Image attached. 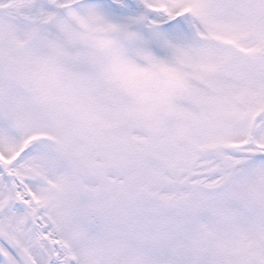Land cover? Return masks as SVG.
I'll return each instance as SVG.
<instances>
[{"label": "snow or ice", "instance_id": "obj_1", "mask_svg": "<svg viewBox=\"0 0 264 264\" xmlns=\"http://www.w3.org/2000/svg\"><path fill=\"white\" fill-rule=\"evenodd\" d=\"M0 264H264V0H0Z\"/></svg>", "mask_w": 264, "mask_h": 264}]
</instances>
